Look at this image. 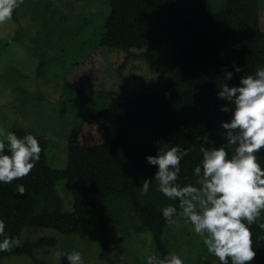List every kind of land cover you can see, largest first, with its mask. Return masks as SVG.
Wrapping results in <instances>:
<instances>
[{"label": "trees", "instance_id": "16d2710c", "mask_svg": "<svg viewBox=\"0 0 264 264\" xmlns=\"http://www.w3.org/2000/svg\"><path fill=\"white\" fill-rule=\"evenodd\" d=\"M106 1L109 10L98 44L122 50L125 55L121 65L146 58L170 63L173 72L158 91L119 95L93 114L90 121L101 128L100 144H80L77 128H73L64 139L63 168L47 164L48 142L35 135L41 147L40 159L21 180L0 184V219L5 222L6 233L18 239L27 227L50 228L65 235H97L102 239L99 256L109 264H116L113 241L148 231L153 250L164 258L167 249L162 234L169 224L159 210L173 202L156 190L155 183L147 193L141 191L143 178L155 171L145 162V156L155 155L165 144L188 148V155L181 160L178 182L194 180V139L200 147L217 146L223 132L219 122L230 115L220 111L225 101L216 96L217 87L224 82L223 71L232 70L233 61L241 66L242 72H234L227 81L232 85L238 83L240 75L264 66L259 0H223L218 10L213 9L211 0ZM170 38L175 54L169 59L153 51L132 50ZM12 131L17 136L29 132L22 128ZM258 160L264 167V149ZM61 179L71 194L72 210H63L57 198L41 213H35L38 198ZM17 183L24 185L23 195L16 193ZM258 220L264 221V216ZM176 221L179 225L183 222L179 217ZM250 231L256 250L252 264H264V239L257 238L264 231L256 224ZM56 243L52 236L23 241L11 251L0 252V260L28 256L34 264H47L35 256V251Z\"/></svg>", "mask_w": 264, "mask_h": 264}, {"label": "rangeland", "instance_id": "374dc122", "mask_svg": "<svg viewBox=\"0 0 264 264\" xmlns=\"http://www.w3.org/2000/svg\"><path fill=\"white\" fill-rule=\"evenodd\" d=\"M258 3V26L264 32V0ZM211 5L218 10L223 0H211ZM108 10L106 0H23L12 18L0 24V128L6 132L22 128L45 137L46 161L52 167L65 166L64 139L73 128H77L80 144H100L101 128L90 121L93 114L119 95L158 91L173 72L170 63L146 58L121 65L125 55L122 50L100 46ZM132 50L153 51L169 59L174 57L175 45L170 38ZM222 142L220 135L217 144ZM199 144L194 139L195 164L201 158ZM57 198L63 210H72V197L62 179L38 198L35 213H41ZM177 221L167 225L162 234L167 254L180 255L184 264H219L202 246V238L191 231V225H179ZM43 236L57 241L56 245L35 251V256L47 264H68L65 257L57 260V250H78L85 264H109L99 256L102 239L97 235H65L50 228L27 227L20 240ZM112 246L116 264H146L149 256L163 259L153 250L148 231L124 235ZM0 264L34 262L28 256L12 255L3 257Z\"/></svg>", "mask_w": 264, "mask_h": 264}, {"label": "clouds", "instance_id": "9594fccd", "mask_svg": "<svg viewBox=\"0 0 264 264\" xmlns=\"http://www.w3.org/2000/svg\"><path fill=\"white\" fill-rule=\"evenodd\" d=\"M23 0H0V24L12 18L13 11ZM242 68L232 62V70L223 71L224 82L217 87L216 96L225 101L220 111L230 113L220 120L223 142L218 146H201V158L192 169L195 179L180 183L181 160L190 149L179 144H165L155 155H146L145 162L155 171L144 177L141 191L147 193L150 184L173 203L159 211L164 221L174 224L179 217L191 225V231L219 264H252L251 226L264 231V167L258 156L264 149V66L252 74L240 75L238 83L229 85L233 73ZM41 147L30 132L17 136L14 131L0 128V184H10L27 176L40 159ZM16 193L23 195L25 187L17 183ZM264 239V235L258 236ZM22 241L6 233L0 219V252L19 247ZM57 260L65 257L68 264H85L78 250L54 253ZM146 264H184L182 257L168 253L158 261L149 256Z\"/></svg>", "mask_w": 264, "mask_h": 264}]
</instances>
